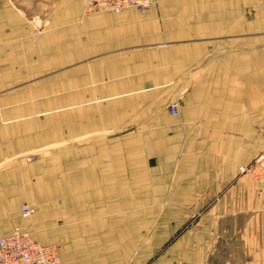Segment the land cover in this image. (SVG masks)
<instances>
[{"label":"crops","instance_id":"1","mask_svg":"<svg viewBox=\"0 0 264 264\" xmlns=\"http://www.w3.org/2000/svg\"><path fill=\"white\" fill-rule=\"evenodd\" d=\"M83 3L0 0V238L61 264H264V187L238 175L264 149V0Z\"/></svg>","mask_w":264,"mask_h":264},{"label":"built area","instance_id":"2","mask_svg":"<svg viewBox=\"0 0 264 264\" xmlns=\"http://www.w3.org/2000/svg\"><path fill=\"white\" fill-rule=\"evenodd\" d=\"M157 0H84V14L100 12L120 13L133 8L140 14L148 11ZM39 33V30H35ZM172 117L178 116L176 103L168 105ZM238 175L254 183L264 184V154H259L247 165L240 166ZM33 209L27 204L20 205L21 218L30 219ZM59 248L53 244L42 245L17 226L9 235L0 238V264H61Z\"/></svg>","mask_w":264,"mask_h":264},{"label":"rangeland","instance_id":"3","mask_svg":"<svg viewBox=\"0 0 264 264\" xmlns=\"http://www.w3.org/2000/svg\"><path fill=\"white\" fill-rule=\"evenodd\" d=\"M21 6V5H20ZM22 6L26 7V9H28L27 11L30 12V8H34L32 5L30 6L28 2H25ZM40 5H38L39 7ZM259 154H264V149L261 150L256 156H258ZM41 155V152L40 150H35V151H32L30 153H27V154H17V156L15 157V159H21V160H25L26 162H30L32 160H35V159H38V157ZM255 156V157H256ZM253 160V159H252ZM251 160V161H252ZM250 161V162H251ZM249 162V163H250ZM2 165V164H1ZM247 165V164H246ZM240 166H244V165H240ZM239 166V167H240ZM239 170V169H238ZM249 179V178H248ZM251 180V179H250ZM256 183V182H255ZM258 184V183H256ZM260 186H263L264 187V184H258ZM262 188L259 189L257 192L258 194H261L262 193ZM22 203H25V202H22ZM54 245V244H53ZM56 246V245H55ZM57 247V246H56ZM59 248V247H58ZM59 252H60V248H59Z\"/></svg>","mask_w":264,"mask_h":264}]
</instances>
